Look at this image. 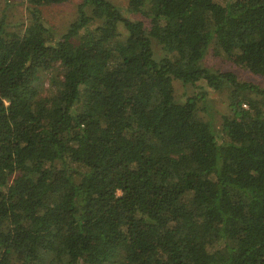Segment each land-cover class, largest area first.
<instances>
[{
    "label": "trees",
    "instance_id": "trees-1",
    "mask_svg": "<svg viewBox=\"0 0 264 264\" xmlns=\"http://www.w3.org/2000/svg\"><path fill=\"white\" fill-rule=\"evenodd\" d=\"M65 2L0 19V264H264V88L204 65L264 77V0H84L56 39ZM175 82L228 89L223 135Z\"/></svg>",
    "mask_w": 264,
    "mask_h": 264
},
{
    "label": "rangeland",
    "instance_id": "rangeland-1",
    "mask_svg": "<svg viewBox=\"0 0 264 264\" xmlns=\"http://www.w3.org/2000/svg\"><path fill=\"white\" fill-rule=\"evenodd\" d=\"M119 6L125 15L134 20L144 22L146 29L151 32V24L141 15H135L128 12L129 0H110ZM221 2V0H219ZM84 0H67L61 5H51L41 7V12L47 26L54 32L55 38L59 39L67 34L72 24L78 17V11ZM29 5L27 0H0V19H4L8 25V30L12 33L23 34L30 24ZM153 48L157 59L166 56L162 47L153 39ZM204 65L214 71L230 73L238 78L239 81L250 83L264 88V77L254 75L243 68L236 66L224 55L215 51L212 47L205 60ZM61 78V70L56 68L49 72H43L40 75V90L43 95H47L51 90V81L53 78ZM175 95L180 102L188 98L205 96V102H200L199 115L202 119L211 122L216 130L223 135V120L225 116H230L229 91L216 92L209 88L206 83H199L196 86L183 85L180 82L174 83ZM256 98V97H255Z\"/></svg>",
    "mask_w": 264,
    "mask_h": 264
}]
</instances>
